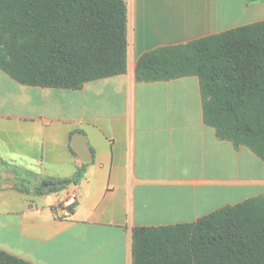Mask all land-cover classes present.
<instances>
[{"label": "crops", "instance_id": "obj_1", "mask_svg": "<svg viewBox=\"0 0 264 264\" xmlns=\"http://www.w3.org/2000/svg\"><path fill=\"white\" fill-rule=\"evenodd\" d=\"M124 1L126 74L73 90L0 69V167L32 184L2 185L0 250L32 264H132L133 229L191 224L264 194V162L205 124L198 77L135 79L150 51L264 21V0ZM68 193L77 204L61 217Z\"/></svg>", "mask_w": 264, "mask_h": 264}, {"label": "trees", "instance_id": "obj_2", "mask_svg": "<svg viewBox=\"0 0 264 264\" xmlns=\"http://www.w3.org/2000/svg\"><path fill=\"white\" fill-rule=\"evenodd\" d=\"M128 53L124 0H0V69L22 85L80 90L126 74ZM190 76L217 138L264 162V21L160 47L135 70L138 82ZM0 264L32 263L0 250ZM132 264H264V194L191 224L133 229Z\"/></svg>", "mask_w": 264, "mask_h": 264}, {"label": "rangeland", "instance_id": "obj_3", "mask_svg": "<svg viewBox=\"0 0 264 264\" xmlns=\"http://www.w3.org/2000/svg\"><path fill=\"white\" fill-rule=\"evenodd\" d=\"M0 174L2 176V180L0 182L1 188L4 183L14 185L16 188L22 189V192H24L28 186L30 189L32 188V184H27L24 180L26 178L21 177L19 173L16 174V172L12 168L4 166L0 167ZM3 176H5V178H3Z\"/></svg>", "mask_w": 264, "mask_h": 264}, {"label": "built area", "instance_id": "obj_4", "mask_svg": "<svg viewBox=\"0 0 264 264\" xmlns=\"http://www.w3.org/2000/svg\"><path fill=\"white\" fill-rule=\"evenodd\" d=\"M78 196L74 193H68L64 198L59 201L58 213L61 217H69L72 209L77 204Z\"/></svg>", "mask_w": 264, "mask_h": 264}, {"label": "water", "instance_id": "obj_5", "mask_svg": "<svg viewBox=\"0 0 264 264\" xmlns=\"http://www.w3.org/2000/svg\"><path fill=\"white\" fill-rule=\"evenodd\" d=\"M76 149L78 150V152L80 153V155H81V157H82V160L84 161V162H88L89 160H88V158L86 157V153L84 152V150H82V149H80V148H78V147H76ZM3 178H5V176H3ZM52 186V184H48V185H46L45 186V191H48V189L50 188ZM63 186V184H59V187H62Z\"/></svg>", "mask_w": 264, "mask_h": 264}]
</instances>
